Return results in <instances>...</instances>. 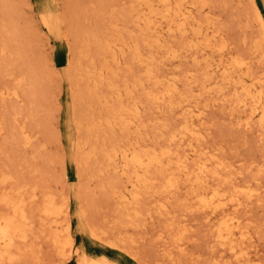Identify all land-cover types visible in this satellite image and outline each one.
Instances as JSON below:
<instances>
[{
	"label": "bare ground",
	"instance_id": "6f19581e",
	"mask_svg": "<svg viewBox=\"0 0 264 264\" xmlns=\"http://www.w3.org/2000/svg\"><path fill=\"white\" fill-rule=\"evenodd\" d=\"M117 1L98 0V7L94 8L92 12L93 16L91 15V18L86 17L87 19L85 18L79 28L77 27L78 34H75V38L70 41L72 42L70 45L67 44L69 43L68 36L59 33L62 28L61 18L54 17L53 11L46 7H41L38 11V17L48 32L55 31V33L62 34V36L59 35V38L63 37L67 40L66 44L69 45V48H67L71 51L70 58L66 63V70H68V72L66 71V78L70 81L68 83H71L69 85H73V98H71L74 101L71 100L74 106L73 104L71 106L74 108L71 115L67 117L66 140L74 148V159L81 172L87 174L90 179H93L91 177H99V182L96 183L97 190L95 188L94 191V188H91L93 192H90V194L85 192L88 194L85 195L91 199V205L94 200L96 202L98 199L109 202L117 213L120 226L127 224L128 226L130 224L139 225L143 215L147 213L151 217L152 209L157 215H167V212H169L168 203L170 202V200L168 202V199L172 197L179 204L177 201L183 197L182 200L185 199L186 201H181L183 203L179 205L184 209L187 208L186 210L203 213V218L211 223L213 241L224 250H229L237 264H256L248 258L247 248L245 250L241 247V243L251 231L247 232L245 226L240 224V217L235 214V210L246 202L245 199H242V196L248 199L258 195L259 189L256 188L258 186L251 187L243 182L244 185H242L235 182L236 180L234 181L231 175L226 173L224 175L222 172L224 171V161L218 159L216 153L207 154L210 152L203 150L205 147L199 148L201 145L198 144H200L203 137V131H200L199 125L203 123L202 118L206 110L205 107L208 105L206 103L200 106L201 99L199 96L213 91L214 94L221 95L222 100L225 97V102L227 100L233 102L235 106L240 107V112H244L245 117L244 119L242 117L241 120L243 119L245 126L255 127L256 125V128L260 131L259 133L264 135V72L260 75H254L255 72L252 71V75L249 69V61L251 60L248 61L246 55L243 58H237L236 56L226 63H223V58H220L222 62L213 60L204 65H200L195 61V64L199 67L197 78L190 79L187 76L185 81L182 79L184 82L182 83L183 87H178L174 75L162 76L160 74L164 71L163 68L160 69L161 73L159 74L155 66H157L158 58L161 62V59L165 56L179 57L180 54V52L177 53L176 46L173 48L162 40L161 37L164 31H167L170 36H179L180 43L178 44L182 48L188 49V51L191 48H198L199 51H196V54L207 52V44L202 42L203 45L201 46V42L197 41L199 37L201 38L204 28L202 29V26L193 17V3H188L187 0H130L132 5L129 6L128 4L123 10L117 12L113 8L114 5L117 7ZM127 2L129 1L127 0ZM249 2L252 12V16H250L259 29V38L253 41L252 48L250 47L253 49L251 53L255 52L260 60L264 62V8L257 5L255 0H249ZM110 7L111 9H109ZM20 18L21 11L13 0H0V26L3 35L0 53H7L2 56L9 58L3 60L0 73L2 76H7L14 74L17 69L23 71L21 78H19L20 73L18 74L19 77L13 75L15 79H18L14 83L15 85L2 88L0 94L4 97L7 95L19 96L18 93L21 92H17V87L25 83H27L25 93L28 96L36 97V94H38L36 85L38 86L39 81L35 75L37 67L36 63L33 65L30 53H28L30 56L26 54L28 48L26 47L27 34L23 30L20 23L22 19ZM195 18H197L196 15ZM205 30L207 31V28ZM186 36L190 39H186ZM212 42L210 41V43ZM178 46L177 48H179ZM191 52L193 53V51ZM181 53L183 52L181 51ZM218 53L217 55H219ZM123 54H129L131 63L135 64L133 61L140 63L142 73L135 77L134 74L136 73L132 72L134 78L131 81L123 80V83L120 84L117 81L115 71H111L110 74H106L105 71L110 69V63L119 62L120 56ZM210 54L212 53L210 52ZM28 56L32 62H30ZM6 64H10L9 68ZM192 67L194 68V66ZM41 68L43 69V66ZM39 71H37V76L41 73ZM188 71L191 72L189 69ZM128 77L131 78L129 73ZM43 86L45 87V85ZM194 86L195 89L197 86V90L193 88ZM138 87L141 88L139 90L143 94L141 101L145 100L144 102L146 105L148 104V107L156 104L154 107L158 111L162 110L161 104L165 105L168 110H176L177 107L182 108L183 113L181 112L182 115L178 118L180 121L177 120L179 121L177 125L175 124L171 128L164 123L165 132L164 130L162 132V129L158 128L157 125V127L148 130L150 123L144 121L146 117L140 118V116L144 117L141 112L143 108L140 111L137 101L134 100L132 95L133 91L135 95L139 93L136 92ZM135 89L137 90L135 91ZM224 90H228V93ZM143 101L142 103H144ZM203 101L205 100L203 99ZM14 106L12 112L15 115L16 109ZM145 106L141 105V107ZM160 108L161 110H159ZM1 115L4 114L1 113ZM2 120L0 121V131L3 129V124H5V122L2 124ZM11 121L14 123L13 119ZM70 121H74L75 135L73 127L69 124ZM23 127L18 125L16 127L14 124L10 129L11 139L15 144L26 146L29 144L31 136L28 132L26 133ZM198 140H200L199 143H197ZM184 141H187V143L183 148V153L179 152V148L172 147L173 142L178 144L179 147L185 144ZM180 149L182 150V148ZM8 177V174L1 173V184L8 180ZM84 184L83 187H85ZM183 189L185 191L184 195L180 196ZM21 190L22 186L19 184L14 189L12 188L9 191L3 189L0 193V202L3 204L1 205L6 207V212L0 213V264L6 263L4 261L5 257L8 258L9 262L14 258L10 254V250L15 239L25 238L24 226L28 223L30 217L27 215V210H25L27 201L22 196L23 192L21 193ZM46 190L45 192L48 193V189ZM95 192L98 198L94 197H97V195H93ZM50 193L43 195L44 198H42L39 212H41V218L44 222L41 221L44 223L45 228L49 230V237H47L52 241L63 260L71 257L75 252L78 259L75 264H129L120 258H110L107 255L87 252L76 241L78 233L83 229L77 227L71 220L69 205L65 204L68 198H65L64 202H57L56 196H54L56 192ZM24 195L26 194L24 193ZM35 195L33 193L30 198L32 199ZM151 203L153 206H150ZM230 208L232 210L229 212L228 209ZM79 209L78 211H80ZM184 209H181V212ZM82 215L84 216V214ZM89 223H86L87 227L84 228L88 235L109 248L125 251L122 249L123 246L119 244V239L112 240L113 238H111L110 240V238L104 236L103 232L98 231L92 223ZM178 225V220L168 218L161 225L162 228H160L157 237L163 238V234L167 233L166 235L172 238L174 246H182L183 242L179 241L183 239V234L187 228L181 226L180 229ZM249 255H251V252ZM133 256L136 257L137 255Z\"/></svg>",
	"mask_w": 264,
	"mask_h": 264
},
{
	"label": "rangeland",
	"instance_id": "374dc122",
	"mask_svg": "<svg viewBox=\"0 0 264 264\" xmlns=\"http://www.w3.org/2000/svg\"><path fill=\"white\" fill-rule=\"evenodd\" d=\"M13 1L21 11L20 19L22 20H20V23L23 26V30H25V33L27 34L26 47L28 48L26 49V54L30 53L31 56L29 54L28 55L32 58L33 65L36 63L35 65L37 68H35L37 70H35V75L40 85H36V88L38 89L36 97H30L25 93L27 83L17 87V92H21L18 93L19 96L7 95L4 97L0 94V121L3 119L4 121L2 120V124L5 122V124H3V129L0 131V174L6 173L9 175L8 180L2 182L3 184L0 182V193L3 189L9 191L12 188L14 189L16 185L20 184L22 186V196L27 201L25 203V210H27V215L30 217V220H28L29 224L27 223L24 226L25 238L15 239L12 245V247H14H11L10 254L14 257L12 258L13 260L11 259L9 262L8 258L5 257L6 259H4V261L6 263L4 264H75L78 260L75 252H73L71 257L63 260L61 254L58 253L54 244L48 238L49 230L45 228L39 208L43 200L42 198H44L43 195L49 194L51 191L52 192L50 194L56 192L54 196H56L57 202H64L65 198L69 199L65 201V204L67 203L69 205L71 220L77 227L79 226L80 229H83L80 233H78L76 241L81 244L87 252L107 255L110 258H120L129 264H237L233 256L229 253V250H224L220 245L213 241L212 228L210 227L211 223L203 218V213L200 211H193V213L191 210H186L187 208L184 209L181 205H179L180 203H183L181 201H186L185 199L182 200L183 197L177 201L179 204L176 203L172 197L168 199V202L169 200L170 202L168 203L169 212H167V215H157L154 213V209H152L150 217V214L148 215L145 212L146 214L141 217L139 225L137 226L133 224H130L131 226H128V224L125 226L122 225L123 227L120 226V223H118L119 220L117 219V213L109 202L102 199H96V202L94 200L95 204L93 203L91 205V199L85 192L90 194V192H93V188L94 191L95 188L97 190L96 183L99 182V177H91L93 179H90L87 174L81 172L80 167L74 159V148L68 144L66 140V133L68 130L67 117L71 115L74 108V104L72 103L74 101L72 99L73 85L70 86L69 84L71 83H68L70 81L66 78V71L68 72V70H66V63L71 55V51L68 49L69 45L72 44L70 41L75 38V34H78V28L81 23L85 21V18H91L94 8L98 7V0ZM128 1L129 2H127V0H118V4L116 3L117 7L114 5L113 8L115 11L119 12L128 4L129 6L132 5V2L130 0ZM187 1L188 3H193V17L195 21L202 26V29L204 28L201 38L199 37L197 41L201 42V46L203 43L207 44V52L204 53L205 55L203 53V55L199 54V52L196 54L195 52L199 51L198 48H191L189 49L190 51H188V49L182 48L180 44H178L180 43L179 36H170L167 31H164L161 37L162 40L167 45H171L173 48L176 46L175 49H178L177 53L179 54L180 52V54L179 57L165 56L161 59V62L158 58L156 63L157 66H155L157 67V73L159 72L160 74V69L163 68L164 71H162V74L160 75H174L178 87L181 86L182 88V83H184L182 79L185 81V77L187 76L190 77V79H196L199 74V67L195 64V61H197L196 63H199L200 65H204L208 61L211 62L213 60L216 62L223 61V63H226L236 56L237 58L248 56L247 60H251L249 61V69L252 75L253 72H255L254 75H260L264 72L262 71L264 70V65H262L264 62L260 60V57L255 52L251 53L253 51V49H251L253 41L259 38V29L256 22L251 17L252 12L249 0ZM255 1L257 5L264 8V0ZM41 7L51 9L54 17L58 16L59 19L61 18L62 31L59 30V33H62L65 36L67 35L69 43H67V40L63 37L59 38L62 34L60 35L58 32H56V34L55 31L51 33L48 32L47 28L41 23L38 17V11ZM109 9H111V7ZM109 9L107 8V10ZM63 15L65 16L64 18L62 17ZM195 15L197 18H195ZM206 28L207 31L205 30ZM166 35L170 39H168ZM190 38L186 36V39ZM1 40H3V35L1 33L0 26V44L2 42ZM210 41H213V44L210 43ZM177 46L179 48H177ZM213 50L216 51L214 52ZM181 51L183 53H181ZM191 51H193V53ZM189 52H191L192 55L191 53L188 54ZM210 52L212 54H210ZM217 53L219 55H217ZM3 54L7 53H0V66L3 63V60L9 59L7 57V59L3 57ZM198 54L199 56H197ZM208 55L210 56L207 57ZM29 56L28 58L31 60ZM220 58H223V60L221 61ZM32 60L30 62H32ZM120 60L117 63H110V69L105 71L106 74H110L111 71H115L117 73L118 83H123V80L131 81L134 78V75L136 77L142 73L141 64L138 62L137 64L136 61H133L135 64L131 63L129 54L121 55ZM6 65L7 68H9L10 64ZM42 66L43 69L41 68ZM192 66H194V68ZM188 69L191 70V72L188 71ZM37 71H39V73L41 72L39 76H37ZM132 72L137 75H133ZM19 73L20 77L18 76ZM21 73H23V71L18 69L14 74H9L7 76H2L0 73V91L2 88L12 87L15 85L14 83H16V80L18 79H15V76L13 75H17V77L21 78L23 75H21ZM128 73L131 78L128 77ZM42 85H45V87H42ZM18 88L20 89L18 90ZM193 88L195 89V86ZM137 89H135V91L137 90L136 92H139L136 93V95H138L136 96L134 91L132 95L134 96V100L137 101L140 111L142 108L146 111L145 113L143 110L141 111L144 117L140 116V118L142 119L146 117V120H143L150 123L148 130L158 126V128L162 129V132L163 130L165 132L166 129L163 127L164 123L171 128L174 127L175 124L177 125L180 121L178 118L182 115V108L177 107L176 110H168V108L165 105L163 106V104H161L162 110L161 108L159 109L161 111H158V109L154 107L156 104L150 106V108L147 106L148 104L146 105L144 102L145 100H142L144 103L141 101L143 98V94H141L142 91L139 90L141 88L138 87ZM195 90H197V86ZM224 91H227L228 93V90ZM212 92L199 96L201 99L199 105L202 106V104L206 103H208V105L205 107L206 110L202 118L203 123L199 125L200 131H203V137L201 138V141L198 140L197 143L200 141V144L198 145L201 146H199V148L201 149L203 146L205 147L203 150H208L210 152L207 154L216 153L218 159L220 158L224 161V171H222L224 175H231L234 178V181L236 180L235 182L242 185L247 184L251 187L258 186L256 188L260 191L258 190L257 196H253L248 199L245 198V196H242V199L246 200L244 203L245 205L243 204L241 205L242 207H238V209L235 210V214L240 217V224L245 226V229L248 230L247 232L251 231L247 234L246 239L241 243V247L245 250L247 248L246 251L249 252L247 256L252 263L264 264V173H262L264 172V156H262L264 155V135L259 133L260 131L256 128L255 124V127H247L243 124L245 114L244 112L242 113L239 111L240 107L235 106L231 101L227 100V102H225V97L223 101L221 95H217ZM215 96H217V98H215ZM203 99L205 101H203ZM72 104L73 106H71ZM141 105L145 107H141ZM13 106L16 109L15 115L12 112ZM231 107H234V110ZM1 113L4 115L2 116ZM7 114L10 115L8 116ZM242 117L243 119L241 120ZM9 118L11 119L9 120ZM12 119L14 120V123L11 121ZM73 122L74 121H70L69 124L73 127L75 135L76 129ZM158 123L162 126H159ZM14 124L16 127L17 125L24 126L23 128L26 130V133H29L31 139L28 145H18L12 142L10 129ZM174 142L172 143V147L179 148V152L183 153V148L185 147L187 141H184L185 144L183 143L184 145H180L179 147L178 144ZM203 144L206 145L204 146ZM180 148H182V150ZM85 175L87 179H85ZM248 179L251 181L253 179V181L251 182ZM82 183H85V187H83ZM46 189H48V193H46ZM184 192L185 191L183 189L182 192H180V196H183ZM24 193L26 195H24ZM33 193L36 195L31 199L30 196ZM93 195H97V193L95 192ZM94 197L98 198V195L97 197ZM1 204L2 202H0V205ZM2 205L0 206V213L6 212V207ZM151 205L153 206L152 203L150 206ZM180 208L184 209L182 210L183 212H181ZM78 209L80 211L82 210L81 213ZM231 210V208L228 209L229 212ZM82 214H84L85 218ZM168 218L178 220V228L181 229V226H185L187 228L183 234V239L179 241L183 242L182 246H174L171 240L172 238L169 237V235H166L167 233L163 234V238L157 237L159 231L161 230L160 228H162L161 225ZM86 223H92L98 231H101V233L103 232L104 236L110 238V240L111 238H113L112 240L119 239L118 242L121 246H123L122 249L125 251L112 247L109 248L105 244L100 243L95 238L88 235V233L84 231V228L87 227ZM24 242L27 245H25ZM31 242L33 243L31 244ZM133 252V255H137L138 257H134L132 255ZM250 252L251 255H249Z\"/></svg>",
	"mask_w": 264,
	"mask_h": 264
}]
</instances>
